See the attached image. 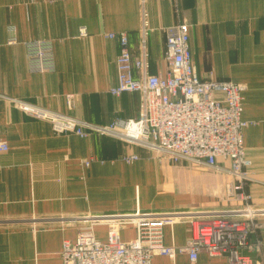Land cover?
<instances>
[{"label":"crops","instance_id":"0c3cea01","mask_svg":"<svg viewBox=\"0 0 264 264\" xmlns=\"http://www.w3.org/2000/svg\"><path fill=\"white\" fill-rule=\"evenodd\" d=\"M142 16L148 24L151 74L164 70L163 29L183 22L189 25L199 78L244 86L242 119L249 124L242 142L248 178L242 191L250 204L264 208V0H0V141L8 147L0 152V218L38 219L0 227V264H59L63 240L73 241L87 223L67 225L58 217L190 212L239 204L221 201L233 182L224 170L201 171L198 167L205 166L179 161L171 173L186 189L184 196L159 191L162 173L157 167L170 162L158 153L99 133L55 134L49 122L16 105L59 112L93 126L135 118L138 94L109 93L116 84L118 47L107 34L125 33L136 55ZM33 41L51 47V71L30 70L26 43ZM66 95L73 96L71 108ZM132 154L136 161L121 160ZM218 166L229 168V163L219 161ZM101 227L107 230L95 226L93 232L104 240L106 231L95 232ZM190 231L187 219L166 225L163 243L184 246ZM123 232L124 242L135 235L132 227ZM255 240L261 242V252L250 255L264 264V215L255 219L249 241ZM150 264L228 263L224 256L205 252L191 262L186 252H176L172 258L154 254Z\"/></svg>","mask_w":264,"mask_h":264},{"label":"built area","instance_id":"2783aa9c","mask_svg":"<svg viewBox=\"0 0 264 264\" xmlns=\"http://www.w3.org/2000/svg\"><path fill=\"white\" fill-rule=\"evenodd\" d=\"M163 31L164 70L157 74L149 72L145 16L138 29L136 55L130 52L125 33L107 34L118 47L116 84L109 88V93L113 96L124 92L138 94L135 118H115L108 125L93 126L59 112L21 102L16 105L26 114L49 122L55 134L86 137L99 133L156 152L159 159L170 163L187 161L224 170L233 176V182L226 187V199L239 204L190 212L135 211L132 214L58 217L55 220L67 225L87 223V227L78 230L73 241L63 240L59 264H150L154 254L172 258L176 252H186L191 262L196 260L198 253L205 252L209 256H224L228 264H257L250 254L261 252V242L249 241V236L254 233L256 217L264 215V208L250 204V197L242 191V183L248 178L244 171L247 160L242 142V132L249 124L242 119L241 98L245 88L238 83L199 78L191 59L188 24L180 22ZM26 49L30 70H52L49 44L28 42ZM65 103L71 108L73 96L66 95ZM7 149L5 142L0 141V152ZM137 159L135 154L121 156L126 163ZM219 161H227L229 168L218 166ZM184 219L191 225L185 245H164V226ZM35 221L38 219L4 217L0 218V227ZM95 226L106 227L104 240L95 236ZM127 227L134 228L135 235L124 242L119 231Z\"/></svg>","mask_w":264,"mask_h":264},{"label":"rangeland","instance_id":"374dc122","mask_svg":"<svg viewBox=\"0 0 264 264\" xmlns=\"http://www.w3.org/2000/svg\"><path fill=\"white\" fill-rule=\"evenodd\" d=\"M187 162V161H185ZM153 165V162L151 163ZM173 165H176L175 163H167V162H163L162 164H159L158 165V171L160 170L162 175L160 179V182H159V187H158V190L159 191H163V192H166V193H178L180 196H184V192L186 191V189H184V186L183 185H179V183L176 182V179L175 177H173L174 175L171 173V169H172V166ZM200 168L201 171H206L208 168L206 167H198ZM210 170V169H209ZM160 171H159V174H160ZM164 174V175H163ZM227 185V184H226ZM225 185V187H226ZM157 188V182H156V178L154 179V189ZM176 193V194H177ZM226 188L225 190L223 191V196L221 197V201L222 202H225L226 200ZM105 229H103L102 227L101 228H96L95 229V232L98 234H105ZM126 234H124L123 232V229L120 231V238L121 240H123V238L125 237Z\"/></svg>","mask_w":264,"mask_h":264}]
</instances>
